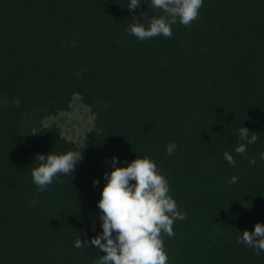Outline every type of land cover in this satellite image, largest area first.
<instances>
[{"label":"trees","instance_id":"trees-1","mask_svg":"<svg viewBox=\"0 0 264 264\" xmlns=\"http://www.w3.org/2000/svg\"><path fill=\"white\" fill-rule=\"evenodd\" d=\"M129 2L0 0V264H96L105 253L74 242L102 233L104 173L113 157L126 167L144 156L187 212L175 221V236L163 237L169 264H259L264 253L237 243L244 230L232 219L264 216V160L249 164L254 144L236 154L238 129L256 119L229 110L259 89L264 118V0H203L191 27L178 22L171 38L142 42L126 29L147 26L143 13H162L150 0L132 11ZM28 34L49 49H34ZM75 95L95 114L82 146L43 124L69 110ZM171 142L177 147L169 156ZM68 151H83L73 176L61 174L62 184L39 192L31 176L36 154ZM221 175L226 186L206 196ZM212 232L221 245L209 242Z\"/></svg>","mask_w":264,"mask_h":264},{"label":"clouds","instance_id":"clouds-1","mask_svg":"<svg viewBox=\"0 0 264 264\" xmlns=\"http://www.w3.org/2000/svg\"><path fill=\"white\" fill-rule=\"evenodd\" d=\"M142 0H130L127 8L132 11L140 7ZM148 3V0H143ZM151 7L162 15L145 17V23L139 21L131 24L126 32L136 37L138 41L163 36L171 38L172 28L178 22L185 27H191L199 17L203 0H150ZM238 146L235 152L245 155L248 146L257 142L256 132H250L247 127L238 129ZM176 143L166 146L167 155L176 150ZM224 159L233 167L236 161L229 152H224ZM264 160V152L259 153ZM38 166L31 171L32 181L39 192L48 189L53 182L62 184L60 175L73 176L78 162L84 159L83 151H68L63 154H36ZM118 158L113 157V170L104 173L106 183L98 201L101 210L102 233L92 237L91 241L75 240L77 249L96 246L105 255H100L96 264H169L164 236H175L173 225L176 220L187 218V212L179 209L175 199L170 194V185L157 164L148 156L137 157L126 167H116ZM257 163L256 158L249 159L250 165ZM99 180L93 181V186ZM31 203V202H30ZM115 233V236H113ZM238 244L255 249L259 257L264 253V224L257 222L254 230L242 231L237 238Z\"/></svg>","mask_w":264,"mask_h":264},{"label":"rangeland","instance_id":"rangeland-1","mask_svg":"<svg viewBox=\"0 0 264 264\" xmlns=\"http://www.w3.org/2000/svg\"><path fill=\"white\" fill-rule=\"evenodd\" d=\"M27 39H33L35 41V46L34 49H37L39 47H46L49 49V45L48 41L46 40H40L36 37V35H32V34H28L27 35ZM257 95H253L252 97H250V99H248V101H244L242 102L239 101L238 103H236L232 110H229V114H233V111L236 109L239 114L242 116V119L247 118V116L251 113L255 116V121L253 120H249L247 119L246 121L248 122L245 123L244 127H247L249 129V131H255L257 136H258V140L257 142L254 144L256 145V149L257 152L255 153L254 157L256 158L257 163L255 166H259L260 165V156L259 153L263 151L264 149V137H263V127H264V118L262 120H259V89L254 91ZM235 108V109H234ZM223 114L220 115V118L224 119L226 121V118L224 116V111L222 112ZM233 116V115H232ZM235 119H232L230 121L231 124H234ZM240 125L243 124L242 122H238ZM43 124L45 126H49L51 124H56L60 127L61 133L59 135V138H63L66 141H70L75 143L78 146H82L84 144V140L86 138V136L93 131L96 128L95 125V114L91 111L90 107L88 105H86L85 103H83L81 101V98L79 95H75L73 97V100L71 102L70 105V109L64 112L59 113L56 116H51L47 119L44 120ZM263 125V126H262ZM236 128V126H235ZM260 131V134H259ZM262 146V147H261ZM219 180V182L216 183V181ZM209 186L205 187V195L208 197H211V194L215 190H220L222 189L223 186H226L227 182H226V176L221 175L220 177H217L216 179L214 178L213 181H211V183H209ZM229 184V182H228ZM254 200V199H253ZM254 203V202H253ZM256 217H254L253 219H247V220H242L241 222H239L240 220L238 219H232V223H237V224H241L243 226V230H248L249 232L254 230V225L259 222L261 224H264V216L262 215L260 217L259 212L256 211V213L254 214ZM235 225H233L234 227ZM215 228V227H214ZM220 234V233H219ZM219 234H215V233H208V236L210 237V241L213 240V242H216L215 236L219 235ZM242 235V233L240 234V236ZM208 241H205V243H207ZM221 236L218 237L217 239V245H221ZM204 243V242H203ZM264 257V256H263ZM212 259V258H211ZM263 261H259V264H264V258L262 259Z\"/></svg>","mask_w":264,"mask_h":264}]
</instances>
